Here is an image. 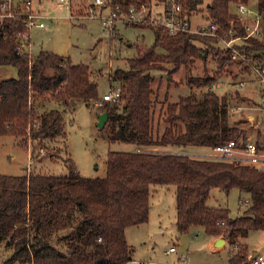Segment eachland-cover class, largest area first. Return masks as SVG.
Returning a JSON list of instances; mask_svg holds the SVG:
<instances>
[{
  "label": "trees",
  "instance_id": "obj_1",
  "mask_svg": "<svg viewBox=\"0 0 264 264\" xmlns=\"http://www.w3.org/2000/svg\"><path fill=\"white\" fill-rule=\"evenodd\" d=\"M106 1L125 12L143 2L151 6L154 0ZM181 1L182 12L190 16L205 2ZM250 1L211 0L209 18L222 38L244 37L247 43L242 48L247 52H264V42L248 36L240 13L232 8ZM256 5L264 20V0H256ZM25 23L26 15L21 13L0 21V64H12L19 72L0 81V135L32 143L33 155L43 160L57 152L40 153L49 148L50 140L58 144V139H67L65 111L72 101L82 100L97 109V101L102 100L99 111L108 113L102 128L109 141L132 143L134 149L109 150L104 177L0 173V244L11 251L2 264H131L135 250L126 229L149 220L152 185L168 184L176 186L180 233L203 226L212 237L227 240L229 260L248 261L246 238L253 230L264 232V172L227 159L183 152L192 146L210 149L230 140H245L251 129L242 126L247 119L231 116V99L216 91L215 76L189 77L192 90L175 100H170L169 89L161 100L160 87H154L155 71L171 67L172 72L204 58L209 50L196 42L215 43L217 36L190 31L171 34L156 25L154 44L137 45L136 55L128 59L129 69L114 73L117 85L111 84L110 91H119V99L104 100L99 75L90 65L50 50L30 56L23 37L28 28ZM235 62L230 54L220 55L218 71ZM195 86L202 89L193 90ZM213 188L248 193L241 214L233 217L228 207L209 206Z\"/></svg>",
  "mask_w": 264,
  "mask_h": 264
},
{
  "label": "rangeland",
  "instance_id": "obj_2",
  "mask_svg": "<svg viewBox=\"0 0 264 264\" xmlns=\"http://www.w3.org/2000/svg\"><path fill=\"white\" fill-rule=\"evenodd\" d=\"M12 1L11 6L2 8L0 21L8 17L4 14L12 13L13 17L16 13H21L37 15V24L45 23V27L37 24L31 27L26 25L28 28L23 37L26 42L25 49L29 51L30 56L37 55L42 49L50 50L69 57L75 63L90 65L99 75L98 83L103 99V95L109 93L110 85H117L112 79L115 71L129 69L128 59L136 55L137 45L145 43L152 46L155 42L153 28L157 24L154 22L138 24L121 20L117 22L113 31L105 28L99 18V11L94 0H72L70 5L60 4L59 0H31L29 5L25 0ZM210 1L205 0L194 13L193 27L196 28L197 24L208 26L211 19L207 4ZM247 6L253 11L247 16L241 15V21L246 27L247 34L264 42V20L263 15L257 11L256 0H251ZM232 8L237 11V5ZM256 26L257 29H255ZM217 39L219 41L215 43L196 42L202 49L209 50L204 58H197L189 64L182 65L179 69H173L172 72H169L171 67L168 70L155 71L154 87H160L161 100L164 99L166 89L170 91V100H175L180 94H187L192 90L187 80L189 77L215 76L216 91L220 95L226 93L231 99V116L234 119L240 117L247 119L242 126L251 127L247 131L248 134L259 130L264 133V125L260 124L264 116V111L261 109L264 104L262 97L264 86L257 79L252 67L255 64L264 65V52H256L257 50L247 52L245 48H242L247 43L244 37L225 38L227 41L233 39L235 46L239 47L240 51L242 50L246 58L243 60L231 57L236 62L227 63L223 69L218 71L219 56L230 54V51L225 47L224 38L217 34ZM217 47L220 49L218 50ZM258 54L261 55L260 60L255 59ZM18 75L16 66L0 64V81ZM168 75L171 78L169 82L167 81ZM242 82H244L243 87H241ZM166 85H168L167 88ZM201 89L197 86L193 87V90L200 91ZM160 105L158 104L157 109ZM96 106L97 109L90 108L82 100L72 101L71 106L65 111L68 133L66 146L62 139H58V144L55 140H50L49 148H45L40 153L43 155L44 153L49 154V151L57 152L43 160L40 156L33 155L32 143H27L14 135H0V173L9 175L31 172L54 175L77 173L85 177L106 176L109 150L130 151L134 149V144L109 141L105 130L98 124L101 106ZM236 108L240 110L232 112ZM250 117H254L255 120H251ZM252 124L254 126H250ZM186 151L204 155L205 152H210V149L192 146L183 152ZM175 190L176 186L172 184L152 185L150 199L152 207L149 220L126 229L127 240L135 250L134 259L143 264H227L228 248L217 250L213 237L205 231L203 226L195 225L186 233L179 232L176 224ZM248 200V193L240 192L237 188L229 192L221 188H213L207 203L209 206L228 207L230 214L235 217L241 214ZM245 241L250 253L254 250L264 253L263 231H251ZM223 246L224 244H221L217 248ZM171 247H175V250L171 251ZM10 254V249L5 248L1 243L0 264ZM182 256L185 257L184 260Z\"/></svg>",
  "mask_w": 264,
  "mask_h": 264
},
{
  "label": "built area",
  "instance_id": "obj_3",
  "mask_svg": "<svg viewBox=\"0 0 264 264\" xmlns=\"http://www.w3.org/2000/svg\"><path fill=\"white\" fill-rule=\"evenodd\" d=\"M29 5L31 0H25ZM72 0H59L60 4L70 5ZM96 8L98 9L99 18L103 23L104 27L112 30L115 29L118 21H125L126 23H138L147 24L149 22H154L157 25H162L166 27L171 34H176L181 31H190L194 33H202L217 36L216 29L217 26L209 22L208 26L197 24L196 28L192 26V17L189 14H184L182 11V1L181 0H154L151 6L147 3H141L140 5H131L127 11L123 12L119 5L110 6L106 0H94ZM13 3L12 0H3L2 8H7ZM237 10L240 15H249L253 13L252 10L242 3L237 4ZM105 13V14H104ZM4 16L12 17V13L4 14ZM37 15L27 14L26 15V25L31 27L36 25ZM40 27H45L44 22H39L37 24ZM212 28V29H210ZM258 27L256 26L255 29ZM253 29V30H255ZM252 34V33H250ZM248 36H250L248 34ZM233 40V39H232ZM232 40H225V47L230 51L232 58H246L239 47L235 46ZM254 74L257 79L264 86V65L255 64L252 66ZM244 86V82L241 83V87ZM104 100H117L120 97V92L117 90L109 91L108 94L103 95ZM263 101H264V91H263ZM98 106H101L102 100L97 101ZM261 109L264 111V104ZM240 108L232 110V112L239 111ZM230 114L232 115L231 111ZM251 120H255L254 117H250ZM260 124L264 125V116L260 121ZM254 126V124L250 125ZM257 129V128H256ZM260 131V130H259ZM259 131H254L248 134L245 140L236 141L230 140L224 144H220L210 148V152L203 157L216 158V159H227L229 161H235L243 165H251L259 168L264 172V133ZM264 131V130H263ZM171 251L175 250V247L170 248ZM185 257L182 256V260ZM133 263V262H132ZM133 264H141L139 262H134ZM227 264H264V253L259 251L249 253L248 261L243 263H238L234 260H229Z\"/></svg>",
  "mask_w": 264,
  "mask_h": 264
},
{
  "label": "crops",
  "instance_id": "obj_4",
  "mask_svg": "<svg viewBox=\"0 0 264 264\" xmlns=\"http://www.w3.org/2000/svg\"><path fill=\"white\" fill-rule=\"evenodd\" d=\"M168 150L169 151H172V152H181L179 149H172V148H168ZM187 153H189L190 155H193V156H201L200 154H202V153H200V154H198V153H191V151H186ZM206 154H207V152H205ZM209 153V152H208ZM152 207V206H151ZM129 228V227H128ZM128 228H127V230H128ZM219 237H213V240H214V245H215V247H216V249L217 250H222V249H224V248H228V251H229V249H230V246H229V244L227 243V240H226V242H225V244H224V246L222 247V248H217V246L218 245H216L215 244V242H216V240L218 239ZM220 246V245H219ZM255 252H257L256 250H254ZM133 258H134V254H133ZM228 258H229V256H228ZM228 261H229V259H228ZM133 262H138V261H136L135 259L133 260Z\"/></svg>",
  "mask_w": 264,
  "mask_h": 264
},
{
  "label": "water",
  "instance_id": "obj_5",
  "mask_svg": "<svg viewBox=\"0 0 264 264\" xmlns=\"http://www.w3.org/2000/svg\"><path fill=\"white\" fill-rule=\"evenodd\" d=\"M107 119H108V113H107L106 111L101 112V113L99 114V123H98L99 126H100V127H104V125H105ZM225 242H226V240H225L224 238L219 237V238L216 240L215 244H216V245H221V244H225Z\"/></svg>",
  "mask_w": 264,
  "mask_h": 264
}]
</instances>
